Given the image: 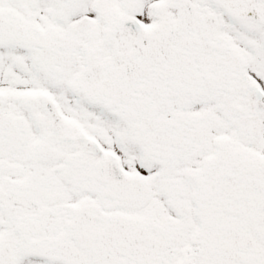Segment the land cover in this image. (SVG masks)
<instances>
[{
	"label": "snow or ice",
	"instance_id": "1",
	"mask_svg": "<svg viewBox=\"0 0 264 264\" xmlns=\"http://www.w3.org/2000/svg\"><path fill=\"white\" fill-rule=\"evenodd\" d=\"M0 264H264V0H0Z\"/></svg>",
	"mask_w": 264,
	"mask_h": 264
}]
</instances>
